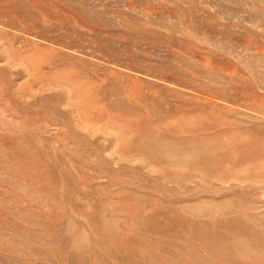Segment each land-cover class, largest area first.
Segmentation results:
<instances>
[{
    "label": "rangeland",
    "instance_id": "obj_1",
    "mask_svg": "<svg viewBox=\"0 0 264 264\" xmlns=\"http://www.w3.org/2000/svg\"><path fill=\"white\" fill-rule=\"evenodd\" d=\"M0 264H264V0H0Z\"/></svg>",
    "mask_w": 264,
    "mask_h": 264
}]
</instances>
